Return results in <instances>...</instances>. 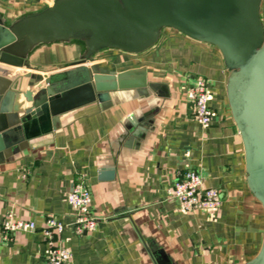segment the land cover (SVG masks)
<instances>
[{
    "label": "crops",
    "instance_id": "obj_1",
    "mask_svg": "<svg viewBox=\"0 0 264 264\" xmlns=\"http://www.w3.org/2000/svg\"><path fill=\"white\" fill-rule=\"evenodd\" d=\"M54 1L0 0V22L8 28ZM260 15L264 25V0ZM84 53V44L75 40L40 43L27 55L28 69L13 70L46 77L70 69ZM91 60L116 74L145 76L148 86L110 93L112 105L105 110L97 103L68 108L50 137L12 147L7 158L1 154L0 218L10 213L34 222L36 230L9 242L0 236V264H43L49 246L41 230L48 216L64 225L57 241L71 251L73 264H155L151 247L171 264H246L255 258L264 238V211L247 186L220 51L164 28L142 53L104 49ZM196 78L209 83V106L217 112L205 129L184 96ZM14 106L13 93L0 102L1 133L18 125L22 114L12 113ZM17 141L13 132L5 137L7 144ZM185 165L200 174L203 187L220 193L216 222L200 212L177 213L167 199ZM77 176L90 191V214L105 218L82 235L73 232L75 212L65 200Z\"/></svg>",
    "mask_w": 264,
    "mask_h": 264
},
{
    "label": "water",
    "instance_id": "obj_2",
    "mask_svg": "<svg viewBox=\"0 0 264 264\" xmlns=\"http://www.w3.org/2000/svg\"><path fill=\"white\" fill-rule=\"evenodd\" d=\"M262 2L55 0L40 14L8 28L0 22V102L13 93L12 113L22 114L17 126L0 132V157H9L12 147L23 148L50 137L58 115L68 108L97 103L105 110L112 105L110 93L147 87L145 76L116 74L92 63V55L104 49L142 53L157 41L162 29L171 28L220 51L229 72L226 97L243 146L247 186L264 211ZM68 40L85 46V53L70 69L46 77L13 70L28 69L26 58L35 45ZM12 132L18 141L7 144L5 137ZM148 252L155 264H171L163 251L151 247ZM246 264H264V238L258 254Z\"/></svg>",
    "mask_w": 264,
    "mask_h": 264
},
{
    "label": "built area",
    "instance_id": "obj_3",
    "mask_svg": "<svg viewBox=\"0 0 264 264\" xmlns=\"http://www.w3.org/2000/svg\"><path fill=\"white\" fill-rule=\"evenodd\" d=\"M184 96L192 109V117L202 128H207L217 117V112L209 104L212 101V92L209 83L203 78H196L189 84ZM187 156V154H186ZM25 178L26 175L22 174ZM166 197L176 203V212L187 215L192 212H200L209 222H216L221 206V195L213 188H205L202 185L200 174L184 166L182 171L176 172L174 185L166 191ZM67 204L75 212V235L91 233L96 229L97 223L105 218H97L90 214L91 195L86 181L82 176H77L71 186L70 192L65 198ZM36 230L34 222L14 219L9 213L0 218L1 241L9 242L17 233L33 232ZM64 230V225L52 216L45 218L44 227L41 230L48 242L49 248L45 251L43 264H73L71 251L62 241H57Z\"/></svg>",
    "mask_w": 264,
    "mask_h": 264
},
{
    "label": "rangeland",
    "instance_id": "obj_4",
    "mask_svg": "<svg viewBox=\"0 0 264 264\" xmlns=\"http://www.w3.org/2000/svg\"><path fill=\"white\" fill-rule=\"evenodd\" d=\"M260 18H261V15H260ZM262 20V19H261Z\"/></svg>",
    "mask_w": 264,
    "mask_h": 264
}]
</instances>
